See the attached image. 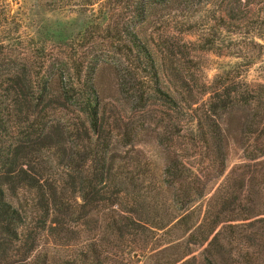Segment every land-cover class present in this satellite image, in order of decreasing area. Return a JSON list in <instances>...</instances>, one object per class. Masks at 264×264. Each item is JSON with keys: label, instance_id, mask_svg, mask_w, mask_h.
<instances>
[{"label": "rangeland", "instance_id": "374dc122", "mask_svg": "<svg viewBox=\"0 0 264 264\" xmlns=\"http://www.w3.org/2000/svg\"><path fill=\"white\" fill-rule=\"evenodd\" d=\"M126 12L125 0H0V73L21 60H67L87 51L88 58H108L111 18ZM148 13L140 34L154 53L158 86L175 106L150 90L153 81L136 76L142 107L134 77L126 74L124 90L106 64L93 80L112 153L108 189L122 209L132 204L134 230H106L110 212L81 214L77 194L76 219L53 228L37 220L41 212L20 184L4 188L5 198L26 215L22 232L37 235L33 255L45 252L50 264L75 260L91 242L100 245L104 264H206L207 257L264 264V0L160 1ZM56 116L72 122L74 115ZM212 120L226 152L221 173L214 136H202ZM56 132L43 146L52 164L71 144ZM168 160L181 174L170 184L163 174ZM67 212L56 216L63 220ZM13 253L0 256V264Z\"/></svg>", "mask_w": 264, "mask_h": 264}, {"label": "trees", "instance_id": "16d2710c", "mask_svg": "<svg viewBox=\"0 0 264 264\" xmlns=\"http://www.w3.org/2000/svg\"><path fill=\"white\" fill-rule=\"evenodd\" d=\"M158 1L125 0L126 16L123 19L113 16L107 31L114 39V45H109L113 55H108V58L97 54L88 58L87 51L67 60L14 61L10 62V67L1 70L0 256L6 258L8 250L17 252V256L13 253L14 258L7 264H50L45 252L33 255L37 235L31 230L27 234L22 232L26 215L5 198L4 188L14 189L16 184L32 194L31 202L41 212L37 220L44 226L48 221L53 228L56 223L65 225L76 219V212L71 208L74 194L82 201L81 205H76L82 209H79L81 214L98 215L102 210L110 212V219L104 227L116 236H121L124 230H134V225L138 224L132 204L122 209L118 195L108 189L112 153L109 150L110 139L107 140L103 134L100 101L93 80L96 70L106 64L113 69L120 85L124 86L126 74L134 77L138 86L131 88L139 94V105L144 102L143 85L136 76L153 81L155 86L150 90L159 93L164 102L175 106L173 98L158 86L159 69L154 53L139 30L149 17V9ZM128 89L129 86L126 87ZM62 111L74 115L72 122L55 117ZM53 130L57 131L58 138L70 140L71 144L68 152L59 149L57 161L52 164L53 157L46 158L48 154L43 153L46 150L43 146L47 145ZM205 133L209 137L214 136L211 145L221 173L226 152L218 138L222 136L219 124L212 120L208 131L202 132L203 139L206 138ZM155 134L159 136V142L164 141L159 132ZM124 138V143L130 142V132H125ZM263 153L264 148L259 154ZM176 167L175 161L168 160L163 168L169 184L181 178V174L174 171ZM63 209L68 211L65 213L68 215L63 220L58 219L56 215ZM101 254L100 245L91 242L75 260L66 259L64 264H104ZM206 264L215 262L207 257Z\"/></svg>", "mask_w": 264, "mask_h": 264}]
</instances>
